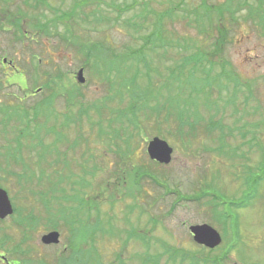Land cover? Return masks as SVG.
I'll return each mask as SVG.
<instances>
[{
	"label": "rangeland",
	"instance_id": "374dc122",
	"mask_svg": "<svg viewBox=\"0 0 264 264\" xmlns=\"http://www.w3.org/2000/svg\"><path fill=\"white\" fill-rule=\"evenodd\" d=\"M7 1L11 13H15L18 7L23 8V0ZM33 1L30 0V4H33ZM46 1L52 11L44 6L36 10L28 7L24 9L28 18L23 21L22 28L23 32L27 33V39L11 43L9 39L13 28L4 24L0 30V107L19 102L10 105L12 110L16 108L20 110L23 104L30 108L35 102L48 96L49 92L41 91L38 86L53 75L54 71L66 75L65 80L68 76L71 77L80 87L82 98L79 100H82L83 105L100 104L109 94V86L101 80L100 71L112 72V66L105 63L92 67L91 71L86 70L83 58L77 55L70 45L57 37L44 36L31 24L33 18H38L39 14H45L47 19H54L55 13L59 10H69L75 2L80 3L82 0ZM179 1L88 0L90 5L83 7L86 18L78 20L80 28L74 29L75 36L81 42L104 41L107 47L116 48L117 51L126 48L125 51L137 50L142 46V38L151 31L157 21V13L169 9ZM224 1L226 0H209L212 4ZM247 1L253 5L252 7L256 5L255 0ZM198 2L187 0L188 4L182 5L180 11L183 8L190 11ZM112 3L118 5V12L112 8ZM262 4L264 13V0ZM1 8L2 6L0 25L5 19ZM95 10L105 17H110V22L107 24L92 21V11ZM250 12L248 7L238 12L239 24L231 29L224 53L221 54V61L229 63L242 86H235L236 79L234 82H228L227 90L221 91L218 83L206 85L205 92L210 91L211 95L208 98L201 95L198 104L193 98L188 97V88L182 90V96L179 97L171 95L167 89H162L160 95L159 89L151 90L155 98L150 103L151 109L145 111L151 121L147 122L144 118L139 120L140 136L136 137L139 140V149L135 155L138 162L142 165L147 164L150 173L171 190L192 197L209 193L218 196V202L232 201L235 204L244 202L246 206L238 209L229 207L228 204L218 206V210H223L230 218L224 221V218L218 217L215 220L208 204L209 197L200 202H176L175 195L164 193L163 188L145 179L141 183L144 192L137 201L139 208L129 206L133 209L131 212L126 207L132 205L133 196L121 197L119 200L118 195L119 201L115 210L111 211L107 204L108 199L106 202L107 197L103 193V185L118 160L113 153L114 144H118V138L114 135L118 130L121 131L118 116L111 113L109 117L104 112L100 122L99 117L89 110L93 124L88 121L87 115L82 114L81 120L73 118L74 122H70L68 127L65 125L63 114L72 119L70 117L72 114H78L76 111L78 106L76 104L69 108L65 96L56 95L52 104L47 101L41 104L38 114L30 111L28 121L24 119V114L20 115L21 110H17L19 116L14 114L7 123L2 122L0 114V169H3L0 171V188L6 191L13 208L18 210L17 215L0 222V240L4 236L7 238L3 246L0 244V255H3L1 258L5 260L3 264H8V260L10 264H42V259L46 264H54L53 260L59 256L69 240L70 218L62 219V211L75 207L81 200L84 207L73 209L71 215L77 221L75 228L81 224L89 226L100 222L107 236H111L107 224L111 214L118 224V226L114 224L118 229L122 231L131 227L147 229L144 231H148L150 239L148 245L131 239L126 241L123 247L127 236L125 233L120 239L106 237L101 240L103 237L101 227L99 231L95 230L98 232V240L95 243V250L88 256V264H118L116 254L120 252L126 264H139V255L145 257V254L151 256L161 254L159 264H175L164 254L166 247L193 253L201 251L204 247L193 241L188 228L202 224L211 225L222 237L214 255L222 253L229 246H234L224 264H264V176L256 187L259 167H262V162L264 163V19L261 21L260 13L250 15ZM78 13V18L83 16L79 10ZM140 14H146L147 20L143 21ZM176 14H179V11ZM191 18H194L193 13ZM40 21H44L43 16ZM164 22L165 28L173 32L175 38L184 36L206 39L199 37L195 28H184L178 20L170 23L168 18H165ZM130 23H138L141 28L135 31L128 25ZM57 31L58 33L64 31L62 24H58ZM216 36L217 34L214 37ZM164 37L165 41L173 39ZM213 41L211 39L203 42L206 51L212 49ZM158 45L159 41L156 46ZM169 46H166L168 54L164 59L163 56L154 59V54L150 53L148 48L145 49V55L153 65L161 67L175 65L180 61L177 51L181 49H170ZM158 51L160 53L162 50ZM4 58L6 63L2 62ZM32 65H36L39 81L38 86L33 89L31 88L34 77L30 74ZM227 66L225 68L228 69ZM80 69L83 70L85 79L83 84L77 83L76 80ZM140 69L144 71L142 64ZM218 72L220 68L215 66L212 75H217ZM156 78L155 76L154 79ZM174 91L176 89L172 90ZM233 95L234 104V99L229 97ZM109 105L115 107L114 110L120 108L118 97L108 103ZM156 106L160 109L159 115L154 112ZM208 106L210 110L206 109ZM179 111L183 112L182 125L178 122ZM168 112L171 116L174 114L170 121L165 120ZM159 117H164L165 123ZM109 120L111 127L107 125ZM99 122L103 130L101 135H98ZM194 125L195 131L189 132L190 127ZM51 126H54L52 132L48 131ZM213 126L214 131L207 132V129ZM22 128L27 129L24 137H21ZM154 137L166 141L172 148L169 164L149 162L146 147ZM223 140L234 147L242 146V150L236 152L232 150L233 147L218 149ZM69 184L73 189H69ZM67 195L73 198L76 195V198L66 203L61 198ZM92 197L96 199L99 213L86 210ZM18 212L23 216L32 212L39 217L40 224L34 232L26 233V227L22 228L16 224ZM54 218L59 220L57 231L60 234V242L57 246L46 247L41 243V237L49 232L44 225ZM83 235L84 232L81 231L79 236ZM24 237H29V241L21 244ZM20 244L24 254L14 253V246Z\"/></svg>",
	"mask_w": 264,
	"mask_h": 264
},
{
	"label": "trees",
	"instance_id": "16d2710c",
	"mask_svg": "<svg viewBox=\"0 0 264 264\" xmlns=\"http://www.w3.org/2000/svg\"><path fill=\"white\" fill-rule=\"evenodd\" d=\"M29 1L30 0H23V8L18 7L15 13H11L9 11V5L7 3L8 1L0 0V6H2L1 13L5 18L0 25V30H2V27L5 26L4 24H7L13 28L11 32V38L9 39L11 43H17L18 41L21 42L24 39L28 38L27 33H24L22 28L23 21L27 20L28 18L24 10L26 7L36 10L44 6L52 11V8H50L46 0H34L33 4H30ZM197 1L199 2L194 5L192 9H190V11L185 8L180 11L182 5L188 4L187 0H180L179 3L171 6L169 9L157 13V21L153 24V28L151 29V31L142 38L143 43L142 46H140L141 48L137 50L128 49L127 51H125L127 48L121 51H117L116 48L113 49L107 47L104 41L87 43L81 42L77 39V37L75 36L76 31H74V29L79 30L80 27L78 20L82 17L86 18V13L83 12V7L90 5L88 0H82L80 3L75 2V5L69 10H59L57 13H55L54 19H47L45 17V14L43 13V15L39 14L38 18L34 17L31 24L37 30V32L42 33L46 37H57L67 45H70V47L76 51L77 55L83 58V65L86 70L89 69L91 71V69H93L92 67H98L99 65H103L105 63L112 66L114 72L112 71L105 73L104 71H100V73L102 74L101 80L103 81V83H106L109 86V94L102 99L103 101H101L100 104L92 103L88 106H85L82 104V100H79V98H82L80 87L73 82L71 77L68 76V79L65 80L64 77L66 75H62L58 71H54L53 75L49 76L45 81L42 82V84H40V86H38L37 84L39 83V81L37 80L36 65H32V71L30 72V74L34 77L32 78L34 83L32 84L31 89L38 86L41 91L49 92V95L46 97L44 96L40 101L35 102L34 105L30 108L23 104L20 107L21 111L18 108L12 110L13 108L12 106H10L16 105L19 102L1 106L0 114L2 117V122L7 123L8 121H10V117H12L14 114L19 116L17 110L21 112L20 115L24 114V119L28 121L30 111L38 114L41 104L46 101L52 104L56 95L65 96V100L69 108H72L76 104L78 106L76 110L78 114H72L70 116L72 119H70L68 115L66 116V114H63L64 120L66 121L65 125L68 127L70 122H74L73 118H76V120H81L82 114L87 115L88 121L93 124L94 122L90 119L92 118V114L91 112L89 113V110L99 117L100 122L101 117H104V112L108 114L109 117L111 113H116L118 116V121L120 123L121 131L118 130V133L114 135L115 138H118V144H114L115 150L113 151V153L118 158V160L115 162L114 169L112 170L110 175L106 177L103 185V193L107 197L106 202L108 199L107 204L109 205V209L111 211L115 210L116 204L118 203L120 198H125L126 196H133L132 205H127L126 207L128 210L132 212L133 209H131L130 207L139 208L137 201L141 193L144 192H142L141 183L143 180L147 179L151 180L158 187L163 188L164 193L175 195L176 202H200L202 199L209 197L208 204L210 206L214 219L217 220L218 217H222L224 218V221L226 219L229 220L230 215L226 214L223 210L219 211L218 206L228 204L229 207L238 209L246 206L244 202H242L241 204H235L232 201L218 202L219 197L209 193H203L202 195L197 197L185 196L177 190H171L166 184H163L160 180L155 178L148 170V167L146 166L147 164L142 165L135 158L136 152L139 149V140L136 138L140 136L141 127L139 126V120L144 118L147 122L151 121V119H149V115L145 112L147 109H151L150 103L155 98L151 94V90L159 89L158 95H160L162 89H167L170 90L171 95L179 97L182 96L181 91L185 88H188V97L193 98L196 101V104H198V102L200 103V98L202 97L201 95H204L207 98L211 95L210 91L205 92L206 85L218 83L222 91L228 89V82H234L233 80L236 79L237 83L234 82L235 86H242L239 78L233 72V69L229 65V63L221 61V54L224 53L225 46L229 40V34L232 32L231 29L233 30L239 24L237 14L241 9H243L244 7H248L249 12L251 11L250 15L260 13L261 21L264 19V13L262 12L263 0H255L256 5L254 7H252L253 5H250L247 0H226L220 4H212L211 2H209V0ZM10 2H12V0H10ZM144 4L146 6V3ZM112 8L116 9V11L118 12V5H114L112 3ZM78 10L81 12V15H83L79 18ZM178 11L179 14H176L178 13ZM148 12L151 13V11ZM190 12L194 14L193 19L191 18ZM92 13V21H95L96 23L105 22L107 24L110 22V17H105L98 10L92 11ZM95 13L99 14L97 15ZM140 15L143 21L147 20L148 17L146 14ZM42 16L44 21H40ZM165 18H168V22L170 23H172L174 20H178L183 24L184 28H195L199 37H201L202 39H213L214 41L212 44V49L210 51H206L205 45L203 44L205 40H199L197 38L193 39L191 37L184 36L177 38H175V36L173 37V35L175 34L165 28ZM59 23L62 24L64 28V31L62 33H58L57 31ZM49 24H51V26H49ZM137 24L138 23H130L128 25H130L135 31H137L141 28V26ZM215 34H217L216 37H214ZM17 36H19V38ZM164 36H167V39L170 37H172L173 39L165 41ZM158 41L159 45L156 46ZM167 45H170V49H181V51H177V55L180 56L179 63L175 65H164L163 67L159 65H153L152 62L149 61V59L146 57L145 49L148 48L150 53L154 54V59H159L161 58V56H163L164 59L168 54V51L166 50ZM158 49H161L162 51L159 53ZM141 64L144 67V71L140 69ZM215 66H219L220 72H218L217 75L213 76L212 71ZM226 66L228 67V69L225 68ZM44 76H46V74H44ZM155 76L157 77L156 79H154ZM39 78L40 76L38 75V79ZM143 80L145 85L143 83ZM70 81L72 83H70ZM174 89H176L177 92H172V90ZM116 97H118L120 108L117 106L118 108L114 110L115 107H112L110 105L108 106V103L113 102ZM229 97L234 99V104L235 96L233 95ZM206 101L205 104H207ZM206 109L210 110V106H208ZM48 112L50 114H53L50 110H48ZM154 112L159 115L160 109L158 106L154 108ZM170 116L171 113L168 112L165 120L170 121L171 118H174V114L171 117ZM177 116L178 122L182 125L183 112L179 111ZM160 118L161 121L164 122V117H159V119ZM100 122L98 123V135H101L103 133L102 124ZM110 124L111 120H109V122L107 123L108 127H111ZM78 127L81 128L79 125ZM194 127L195 125L191 126L189 132H194ZM214 127L215 126L208 128L207 132L212 133L214 131ZM53 129L54 126H51L48 131L51 130L52 132ZM180 130L182 131V129ZM26 131V128H22L23 133L21 137H24V133H26ZM57 138L60 137L57 136ZM224 140L222 141V144L218 147V149H230V147H233L232 150H235L236 152L242 150V146L235 145L234 147L229 145L228 143H225ZM242 144L245 145L244 142ZM213 149L215 150V148ZM149 162L152 163L150 160ZM262 164L264 166L263 162ZM2 170L0 169V171ZM258 182L259 180H256V187L258 185ZM69 189H73V186L71 184H69ZM124 189H126V191ZM118 195H120V197ZM74 196L76 198V195ZM75 198L67 195L65 197H62L61 200L69 203L70 200H75ZM90 200V206L86 210L88 212L96 211V213H99V206L95 202L96 199L92 197L90 198ZM83 207L84 204L81 200L80 203H78L75 207L73 206L71 208L63 209L61 218L65 219L69 217L71 223L69 229V240L67 241L68 248L67 252H61L60 255L57 256V258L55 257L56 260H53L54 264H88V256L95 250V243L96 240H98V232H95V230L99 231L101 227L103 235V237H101V240L106 237L112 239L118 237L120 239L122 234L125 233L127 236L124 240L123 247H125L126 241L131 239L144 245L149 244L150 239L148 238V231H144L147 229L142 230L135 229L136 227H131L129 230L122 231L115 226H118V224L116 223L114 216L111 214H109L108 218L110 219L107 223L108 230L110 231L111 236H107L106 230L100 222H96L94 225L89 226L86 224H81L80 226H77L75 228L74 226L77 221L74 220L71 216L73 209H82ZM17 211L18 210L14 208L13 215H17ZM18 215L19 218L18 220H16V224L20 225L22 228L26 227V233L34 232L40 224L39 217L35 216L32 212H28L24 216L18 212ZM0 222H2V220H0ZM58 222V218H54L52 220H49L48 223H46L44 226H46V229L49 231L58 230ZM81 231L84 232V235L82 237L79 236V233ZM28 239L29 237H24L23 240H21V244L27 243L29 241ZM6 240L7 238H5V236L0 240L1 246L5 244ZM21 244L14 246V253L24 254L21 248ZM233 247L234 246H229L226 250L222 251V253L214 255L213 253L215 249L206 251L205 248H201V251L193 253L187 250L176 249L167 246L164 254L168 255L171 262L175 264L177 262L187 264H224V260L228 259V255L233 251ZM145 255V257H143L144 255H139V264H159L162 256L161 254H156L154 256H151L149 254ZM116 260L118 264H126L123 261L121 252L116 254ZM42 264H46V261L44 259H42Z\"/></svg>",
	"mask_w": 264,
	"mask_h": 264
},
{
	"label": "water",
	"instance_id": "95a60500",
	"mask_svg": "<svg viewBox=\"0 0 264 264\" xmlns=\"http://www.w3.org/2000/svg\"><path fill=\"white\" fill-rule=\"evenodd\" d=\"M77 75V82L83 84L85 82L83 70L80 69ZM146 153L151 161H155L161 165H167L171 161L172 148L166 141L159 139L158 137H154L147 143ZM12 214L13 206L9 197L6 191L0 188V220H4ZM189 232L193 235V241L197 245L203 246L207 249H214L221 243L220 234L207 224L190 226ZM41 242L45 245H56L59 243V233L51 231L41 237Z\"/></svg>",
	"mask_w": 264,
	"mask_h": 264
},
{
	"label": "flooded vegetation",
	"instance_id": "af4514ba",
	"mask_svg": "<svg viewBox=\"0 0 264 264\" xmlns=\"http://www.w3.org/2000/svg\"><path fill=\"white\" fill-rule=\"evenodd\" d=\"M246 155V154H245ZM260 172H259V181H261V179L263 178L264 176V166L262 165V167L260 166ZM53 246H56V245H50V246H46V247H53ZM67 248H68V245H66L60 252L62 253H65L67 252ZM59 252V253H60ZM60 255V254H59ZM1 256L3 255H0V264H3V261H5L4 259L1 258ZM8 264H10V261L8 260Z\"/></svg>",
	"mask_w": 264,
	"mask_h": 264
}]
</instances>
